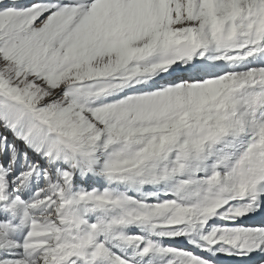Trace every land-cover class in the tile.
Here are the masks:
<instances>
[{"label":"snow or ice","instance_id":"obj_1","mask_svg":"<svg viewBox=\"0 0 264 264\" xmlns=\"http://www.w3.org/2000/svg\"><path fill=\"white\" fill-rule=\"evenodd\" d=\"M224 259L264 264V0H0V264Z\"/></svg>","mask_w":264,"mask_h":264},{"label":"rangeland","instance_id":"obj_2","mask_svg":"<svg viewBox=\"0 0 264 264\" xmlns=\"http://www.w3.org/2000/svg\"><path fill=\"white\" fill-rule=\"evenodd\" d=\"M9 135H10V134H9ZM178 243H179V245H180L181 247H184V248H190V246L187 245L186 243H184L183 241H179Z\"/></svg>","mask_w":264,"mask_h":264},{"label":"bare ground","instance_id":"obj_3","mask_svg":"<svg viewBox=\"0 0 264 264\" xmlns=\"http://www.w3.org/2000/svg\"><path fill=\"white\" fill-rule=\"evenodd\" d=\"M182 241V240H181ZM223 259V258H222ZM224 264H235L233 261H229L227 259H224Z\"/></svg>","mask_w":264,"mask_h":264}]
</instances>
